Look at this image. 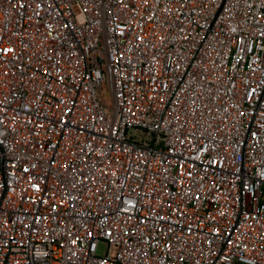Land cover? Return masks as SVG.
<instances>
[{
  "label": "built area",
  "instance_id": "2783aa9c",
  "mask_svg": "<svg viewBox=\"0 0 264 264\" xmlns=\"http://www.w3.org/2000/svg\"><path fill=\"white\" fill-rule=\"evenodd\" d=\"M0 264H264V0H0Z\"/></svg>",
  "mask_w": 264,
  "mask_h": 264
},
{
  "label": "rangeland",
  "instance_id": "374dc122",
  "mask_svg": "<svg viewBox=\"0 0 264 264\" xmlns=\"http://www.w3.org/2000/svg\"><path fill=\"white\" fill-rule=\"evenodd\" d=\"M103 98L105 99V102L107 103V105L111 104L110 93H109L106 85L103 86ZM103 250H104V245L100 244L98 246V252H102Z\"/></svg>",
  "mask_w": 264,
  "mask_h": 264
}]
</instances>
